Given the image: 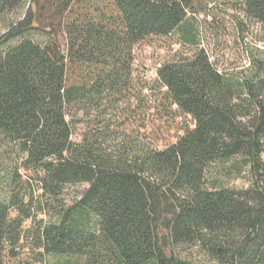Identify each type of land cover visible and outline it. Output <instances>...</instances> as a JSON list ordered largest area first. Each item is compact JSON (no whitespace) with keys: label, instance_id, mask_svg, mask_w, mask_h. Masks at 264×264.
I'll return each instance as SVG.
<instances>
[{"label":"trees","instance_id":"obj_1","mask_svg":"<svg viewBox=\"0 0 264 264\" xmlns=\"http://www.w3.org/2000/svg\"><path fill=\"white\" fill-rule=\"evenodd\" d=\"M0 0V264H264V60L220 73L186 26L196 0ZM264 26V0H240ZM181 37L191 57L157 71L167 116L186 122L164 149L111 145L94 125L132 91L134 47ZM255 175L247 190L224 179ZM232 174V175H231ZM88 188L72 205L64 191ZM48 217L45 221L43 217Z\"/></svg>","mask_w":264,"mask_h":264},{"label":"rangeland","instance_id":"obj_2","mask_svg":"<svg viewBox=\"0 0 264 264\" xmlns=\"http://www.w3.org/2000/svg\"><path fill=\"white\" fill-rule=\"evenodd\" d=\"M239 1L196 0L186 26L196 28L198 48L205 50L220 73L241 77L250 71V60H264V26L244 18ZM30 6V0H26L24 7L8 19L21 18ZM2 31L5 27L0 25ZM195 51L196 47L188 44L180 31L169 37H151L137 44L133 52V75L129 87L132 92L108 112L105 120H97L94 125L88 122L78 124L73 140L80 143L88 128L99 131L110 127L113 146L133 142L164 149L173 143L181 135V127L186 122L167 116V103L162 98L164 90L159 85L157 71L164 63L191 57ZM237 164L244 167L241 161ZM254 180L255 175L249 167H244L241 174L234 173L224 179L229 187L237 190L249 189ZM87 188V185L67 187L64 197L68 205L79 199ZM43 219L49 220L47 216ZM184 257L190 264H212L197 250L188 251ZM21 259L20 264H56L47 258L35 263L41 258L35 260L31 252L23 254Z\"/></svg>","mask_w":264,"mask_h":264}]
</instances>
